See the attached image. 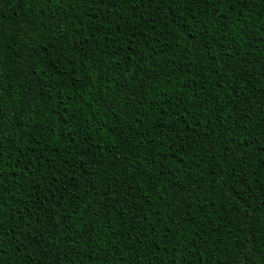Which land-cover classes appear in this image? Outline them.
I'll return each mask as SVG.
<instances>
[{
	"label": "trees",
	"instance_id": "obj_1",
	"mask_svg": "<svg viewBox=\"0 0 264 264\" xmlns=\"http://www.w3.org/2000/svg\"><path fill=\"white\" fill-rule=\"evenodd\" d=\"M0 264H264V0H0Z\"/></svg>",
	"mask_w": 264,
	"mask_h": 264
},
{
	"label": "snow or ice",
	"instance_id": "obj_2",
	"mask_svg": "<svg viewBox=\"0 0 264 264\" xmlns=\"http://www.w3.org/2000/svg\"><path fill=\"white\" fill-rule=\"evenodd\" d=\"M170 230V229H169Z\"/></svg>",
	"mask_w": 264,
	"mask_h": 264
}]
</instances>
